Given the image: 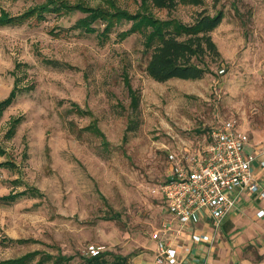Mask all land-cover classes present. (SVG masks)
<instances>
[{"label":"rangeland","instance_id":"374dc122","mask_svg":"<svg viewBox=\"0 0 264 264\" xmlns=\"http://www.w3.org/2000/svg\"><path fill=\"white\" fill-rule=\"evenodd\" d=\"M113 1L142 9V0ZM47 2L0 0V12ZM203 9L223 17L211 32L221 55L207 58L201 78H153L143 34L120 35L130 21L108 34L97 21L88 32L75 25L85 12L74 9L0 24V100L18 91L0 112V258L37 249L75 255L69 264H77L99 248L128 254L130 264H158L151 232L167 217L159 186L176 162L202 152L225 119L250 135V149L264 143V0L149 7L184 22ZM125 73L140 91L136 112ZM93 119L104 137L83 128Z\"/></svg>","mask_w":264,"mask_h":264},{"label":"built area","instance_id":"2783aa9c","mask_svg":"<svg viewBox=\"0 0 264 264\" xmlns=\"http://www.w3.org/2000/svg\"><path fill=\"white\" fill-rule=\"evenodd\" d=\"M250 135L225 119L210 130L204 150L176 162L159 190L167 217L151 232L158 264H210L205 252L193 254L196 245H213L222 220L235 209L239 196L264 197V143L250 149ZM259 214H264L260 209ZM207 222L211 231L197 225ZM101 249L92 248L88 254Z\"/></svg>","mask_w":264,"mask_h":264},{"label":"trees","instance_id":"16d2710c","mask_svg":"<svg viewBox=\"0 0 264 264\" xmlns=\"http://www.w3.org/2000/svg\"><path fill=\"white\" fill-rule=\"evenodd\" d=\"M179 2L199 4L203 0H142V9L133 12L121 9L113 0H106V4L96 6L80 1L69 3L66 0H48L45 4L34 6L20 13H11L2 9L0 24L21 23L31 17L43 19L47 11L63 13L74 9L85 12L84 16L78 18L75 25L88 32L96 30L97 21L104 23L103 34H108L119 22L130 21V26L121 31L120 35L125 38L133 32L143 34L146 52H150L145 68L153 78L157 80H166L171 77L201 78L210 69L207 58L211 57L215 60L221 55L211 32L221 22L223 13L221 10L210 13L203 9L198 11L193 21L184 22L175 17H157L153 11L149 10L152 4L171 9ZM124 81L131 98V108L136 112L140 105V91L133 86L127 73L124 75ZM17 93V85H14L9 94L0 100V112L13 102ZM74 110L81 114L85 111L79 106H76ZM14 120L18 122L20 118L17 117ZM83 128L94 131L102 137L105 135L96 119ZM10 132L13 130L10 129ZM0 151H3V148ZM4 163L7 161H0L1 165ZM19 195L18 192L10 193L4 195L3 198H15ZM38 252L39 250L36 249L17 257L0 258V264H30L34 259H36L35 264H69L75 256L62 252L38 255ZM77 264H130V261L128 254L115 253L109 257L106 250H100L96 254H81Z\"/></svg>","mask_w":264,"mask_h":264},{"label":"crops","instance_id":"0c3cea01","mask_svg":"<svg viewBox=\"0 0 264 264\" xmlns=\"http://www.w3.org/2000/svg\"><path fill=\"white\" fill-rule=\"evenodd\" d=\"M260 209H264V197L242 193L235 209L222 220L214 244L196 245L191 257L205 252L210 264H264V214L258 213ZM197 227L212 230L207 222H200ZM191 259V264L199 263L196 258Z\"/></svg>","mask_w":264,"mask_h":264}]
</instances>
